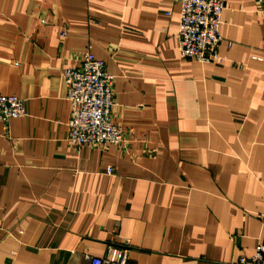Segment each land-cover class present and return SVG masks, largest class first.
Masks as SVG:
<instances>
[{
  "label": "crops",
  "instance_id": "obj_1",
  "mask_svg": "<svg viewBox=\"0 0 264 264\" xmlns=\"http://www.w3.org/2000/svg\"><path fill=\"white\" fill-rule=\"evenodd\" d=\"M224 1L223 60L201 63L178 0H0V94L26 107L0 121V264H89L123 239L129 264H230L264 241V0ZM87 43L117 145L67 141L63 70Z\"/></svg>",
  "mask_w": 264,
  "mask_h": 264
},
{
  "label": "built area",
  "instance_id": "obj_2",
  "mask_svg": "<svg viewBox=\"0 0 264 264\" xmlns=\"http://www.w3.org/2000/svg\"><path fill=\"white\" fill-rule=\"evenodd\" d=\"M180 4L178 39L179 54L184 59L201 63H221L218 47L223 40L220 33L224 0H178ZM64 31L60 32L63 36ZM232 45L231 41L227 42ZM252 59L261 61L260 55ZM66 99L70 103L67 121V141L80 147L86 144L117 145L124 140V132L111 114L114 104L115 76L106 71L105 63L95 57L91 44L81 52L77 67L63 70ZM24 99L15 95L0 94V121L24 116ZM112 173V167L105 169ZM264 224V212L260 214ZM130 240L110 245L103 256L86 254L89 264H129ZM230 264H264V241L258 242L250 255H239Z\"/></svg>",
  "mask_w": 264,
  "mask_h": 264
}]
</instances>
